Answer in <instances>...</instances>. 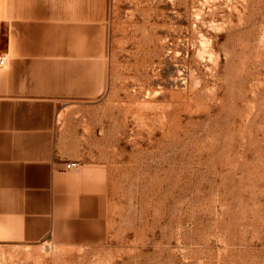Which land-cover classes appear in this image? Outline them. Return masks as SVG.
Here are the masks:
<instances>
[{
  "label": "rangeland",
  "instance_id": "1",
  "mask_svg": "<svg viewBox=\"0 0 264 264\" xmlns=\"http://www.w3.org/2000/svg\"><path fill=\"white\" fill-rule=\"evenodd\" d=\"M97 35L61 150L99 173L104 230L0 264H264V0H107Z\"/></svg>",
  "mask_w": 264,
  "mask_h": 264
},
{
  "label": "crops",
  "instance_id": "2",
  "mask_svg": "<svg viewBox=\"0 0 264 264\" xmlns=\"http://www.w3.org/2000/svg\"><path fill=\"white\" fill-rule=\"evenodd\" d=\"M106 16L107 0H0V243L104 230L99 173L65 169L79 159L61 150V97L98 94L85 82Z\"/></svg>",
  "mask_w": 264,
  "mask_h": 264
},
{
  "label": "built area",
  "instance_id": "3",
  "mask_svg": "<svg viewBox=\"0 0 264 264\" xmlns=\"http://www.w3.org/2000/svg\"><path fill=\"white\" fill-rule=\"evenodd\" d=\"M7 65V57L6 56H0V69L5 68ZM80 168V163L78 161H72L68 162L66 164V171H73Z\"/></svg>",
  "mask_w": 264,
  "mask_h": 264
}]
</instances>
